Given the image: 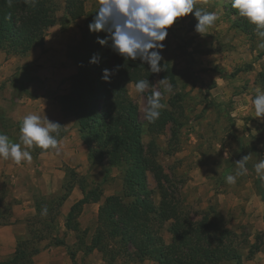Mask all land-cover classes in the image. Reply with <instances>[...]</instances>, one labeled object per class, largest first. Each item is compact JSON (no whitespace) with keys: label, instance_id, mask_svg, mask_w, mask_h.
<instances>
[{"label":"trees","instance_id":"obj_1","mask_svg":"<svg viewBox=\"0 0 264 264\" xmlns=\"http://www.w3.org/2000/svg\"><path fill=\"white\" fill-rule=\"evenodd\" d=\"M58 1L0 0V51L6 56L25 57L32 50L42 48L47 31L57 24ZM99 6L100 0L91 10L85 11L83 0H64V14L59 20L61 29L82 18L84 22L78 45L68 47L66 52L76 72L69 79V92L58 97V104L62 113L74 118L89 163L102 167L104 178L112 169L119 171L120 194L104 198L98 207L97 224L90 234L88 228H80L78 218L85 205L101 201L102 189L98 185L90 187L85 176L63 165L61 191L49 197L40 194L35 197V214L25 221V235L16 239L12 257L0 264H32L33 257L46 248L41 246L43 241H48L47 247H64L72 264H78V252L84 258L94 251L101 255L104 264H140L144 261L155 264H244L236 241L239 235L210 220L206 212L200 220H191L180 202L161 185L159 175L155 181L160 201L157 205L154 203L147 185L148 167L156 154L153 138L163 133L168 124L172 136H176L180 126L175 115L176 100L168 101L169 109H162L154 123L145 118V130L151 137L145 146L142 142L144 125L139 121L137 106L127 97V86L135 85L141 79L150 83L158 78L169 81L174 88L175 77L166 62L162 61L161 72L151 73L146 63L117 55L110 42L100 45L98 39H105L106 34L90 32L88 27ZM225 8L228 18L239 15L231 2ZM231 24L244 34L255 31L256 27L246 19H236ZM94 55L99 57V62L89 63ZM105 69L115 70L108 82L102 79ZM256 78V84L264 90V73H259ZM151 93L149 90L142 94L148 101ZM3 113L0 109V133L8 136ZM21 125L17 124L18 132ZM63 134L64 130L60 128L57 139ZM31 150L38 155L51 149L34 146ZM163 178L167 182L168 179ZM74 187L81 191L82 199L70 207L64 219L65 230L73 232L76 240L73 246H68L55 231L60 207ZM259 192L264 202V191ZM3 200L0 192V226L11 224L12 207ZM45 207L47 214H42ZM166 223H169L166 228L169 243L162 237ZM257 251L256 245H250L245 259L250 260Z\"/></svg>","mask_w":264,"mask_h":264},{"label":"rangeland","instance_id":"obj_2","mask_svg":"<svg viewBox=\"0 0 264 264\" xmlns=\"http://www.w3.org/2000/svg\"><path fill=\"white\" fill-rule=\"evenodd\" d=\"M83 1L87 10L98 4V0ZM230 2L231 0H196L197 8L217 14L218 19L214 25L207 32L199 34L195 32L197 20L189 13L183 21L177 19L169 27L168 35L162 42L163 62L169 64L175 77L173 91L165 92L164 84L160 83L158 78H154L150 82L151 86L145 91H160L161 102L166 106L164 109H169L168 101L175 99V115L180 126L176 136H172V128L168 124L163 133L153 138L156 154L148 167L147 185L157 205L160 200L155 177L159 175L161 185L180 202L182 210L191 220L198 221L203 213H208L210 220L239 235L236 241L244 264H264V202L259 192L264 191V181L258 178L254 169L255 164L263 159L264 117H256L254 105L250 106V100L244 111L247 114L241 115L242 112L238 108L241 101L237 99L243 95L255 97L258 91H264L256 84L258 74L264 73V48L258 46L264 41L255 31L244 34L232 26L231 21L245 18L240 15H233L231 18L226 16L225 6ZM58 3V21L55 27H60L59 20L64 14V0H59ZM70 24L80 27L81 30L82 23ZM59 29L65 30L61 27ZM50 30L51 28L46 36ZM78 36L79 39H68L66 52L68 47L75 48L78 45L81 31ZM220 52H232V60L228 61L226 66L218 63L220 59L218 60L217 54ZM0 53L5 54L2 51ZM16 59H19L15 72L18 82L15 86L13 75L4 82L0 81V96L8 97L11 103H18V122L5 113L3 115L6 133L12 138L11 142L20 143L24 148L21 133L16 129L17 124H22L21 119L26 115L33 114L26 103L30 98L39 97L45 78L39 74L42 64L30 68L29 65L21 64L22 58ZM250 70L255 72L254 83L259 88L256 94L242 91L240 88L244 87L243 85L236 86L233 83L236 76H241L240 72ZM220 78L228 84H218ZM13 86L16 89L13 90ZM127 97L138 108L139 121L144 125L142 142L146 146L151 139L145 130L147 100L143 94L135 91L132 83L127 86ZM15 98H18V101H14ZM31 149L27 150L30 151L32 160L22 163L32 166V174L36 178L40 174L37 168L38 155ZM86 155L88 157L87 150ZM246 155H250L246 164L248 171L237 176L235 184H228L226 177L239 171L236 162ZM88 164L91 165L89 160ZM91 166L83 176L90 183V187H101L103 196L99 205L104 198L120 194L121 176L117 169H112L104 178L102 167ZM61 170L63 171V166ZM163 177L168 179L167 182ZM0 192L3 194L4 190ZM96 224L94 220L88 221L90 234ZM168 226L169 223H166L162 231L165 242L170 239L166 232ZM250 245H256L258 251L250 260H246ZM84 258H77V261L80 264H100L98 257L94 255Z\"/></svg>","mask_w":264,"mask_h":264},{"label":"crops","instance_id":"obj_3","mask_svg":"<svg viewBox=\"0 0 264 264\" xmlns=\"http://www.w3.org/2000/svg\"><path fill=\"white\" fill-rule=\"evenodd\" d=\"M85 11L89 10L85 7ZM79 23H82L81 25L83 26V18L74 22V24ZM59 28L58 26L52 27L45 38L44 46L36 48L37 51L30 52L26 57H20L22 58L20 62L24 66L29 65L30 68L42 64V70L39 74L44 76L45 84L40 90L39 97L28 99L26 104L29 105L33 114L40 115L42 119L46 116L48 120L58 122L64 130V134L58 140V149H51L38 154L39 165L37 168L40 174L36 178L32 174V166L28 163L21 162L16 164L11 159L0 158V191L4 190L3 202L11 203L12 207L11 224L0 226V261L8 260L12 257L16 239L25 235V221L35 214L33 205L35 197L38 194L49 197L60 192L64 179V172L61 167L66 165L75 169L81 176L86 175L92 168L88 164L86 148L79 138L74 118L62 113L57 102V96L65 95L69 92V79L75 74V67L66 58L65 53L68 39H79L80 27L70 24L65 30H60ZM231 54L232 52L218 53L217 58L218 60L220 59L218 63L226 66V63L232 60ZM16 58L18 57L9 56L6 58L5 54L0 53V81L3 80L4 82L13 75L14 85L18 82V76L15 75V72L19 59ZM239 75L241 76H236V80L233 83L236 86L243 85L244 87L240 88L242 91L256 94L259 88L254 83L255 72L250 70L243 73L240 72ZM221 83L222 85L228 84L224 79L220 78L218 84ZM15 86L12 87L13 90L16 89ZM254 98L252 95L248 97L243 95L237 98L241 101L238 104V108L242 112L241 115L247 114L244 111L249 105V100L250 106H253L252 101ZM14 101H18V98H15ZM0 108L15 122L20 119V117L18 118V103H11L8 97L0 96ZM23 119L21 120L23 121ZM80 199H82V193L78 187H74L69 197L60 207L59 223L55 234L63 238L68 246H73L76 240L73 232L65 230L64 219L70 207ZM98 206L99 203H92L83 207L82 213L78 218L81 229L88 227V221H96ZM168 240L170 241V239ZM169 241H166V243H169ZM47 244L48 241L41 243V246L46 248L33 257L32 264H72L64 247H47ZM91 255L98 257L100 264H103L101 255L97 251L86 257ZM77 258L82 259L83 254L78 252L76 261ZM77 263L80 264L78 261ZM142 264L155 263L144 261Z\"/></svg>","mask_w":264,"mask_h":264},{"label":"clouds","instance_id":"obj_4","mask_svg":"<svg viewBox=\"0 0 264 264\" xmlns=\"http://www.w3.org/2000/svg\"><path fill=\"white\" fill-rule=\"evenodd\" d=\"M231 7L236 9L241 17L255 25L257 35L264 41V0H231ZM192 13L197 20L195 32H207L218 19L215 12L202 11L196 7V0H100V6L94 20L89 24L90 32H104L105 39H98L100 45L110 42L112 50L126 60H140L149 66L151 73L161 72L162 52L168 35V29L181 17ZM264 48V42L258 45ZM99 62L98 56H93L89 63ZM115 70L105 69L102 79L106 82ZM165 92L171 93L173 86L163 79ZM149 80L141 79L134 85L137 93H144L150 87ZM162 93H151L147 101L145 118L149 123L159 119L161 110L166 106L161 102ZM257 118L264 117V91L252 101ZM62 126L50 121L46 116L41 118L37 114L26 115L20 132L24 148L20 143H12L8 136L0 133V158L11 159L14 163L30 162L32 155L29 150L34 146L41 149H58L57 135ZM250 155H246L236 162L239 171L235 175H228L226 182L235 184L236 177L244 175ZM259 179L264 181V159L254 166ZM47 214V208L42 209Z\"/></svg>","mask_w":264,"mask_h":264}]
</instances>
